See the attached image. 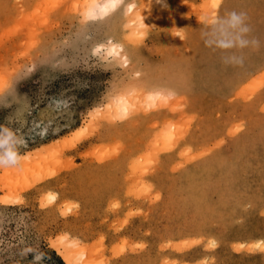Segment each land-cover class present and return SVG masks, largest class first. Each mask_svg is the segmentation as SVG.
<instances>
[{"label": "rangeland", "instance_id": "obj_1", "mask_svg": "<svg viewBox=\"0 0 264 264\" xmlns=\"http://www.w3.org/2000/svg\"><path fill=\"white\" fill-rule=\"evenodd\" d=\"M91 1L0 0V264H264V0Z\"/></svg>", "mask_w": 264, "mask_h": 264}, {"label": "bare ground", "instance_id": "obj_2", "mask_svg": "<svg viewBox=\"0 0 264 264\" xmlns=\"http://www.w3.org/2000/svg\"><path fill=\"white\" fill-rule=\"evenodd\" d=\"M103 1V0H102ZM102 1H99V0H92L91 1V3H90V5H89V7H88V15H89V17L91 18V19H96V18H100L101 16L102 17H105V16H107L108 14H111V12L112 11H114L116 8H117V6H118V4H119V2H120V0H104L103 2ZM130 11H133V5H131L130 6V9H129ZM101 45V44H100ZM98 49V48H97ZM99 49L101 50V51H106V52H108V54L109 55H117V54H119L120 53V51L122 50V47L121 46H116V45H113V46H111V47H106V46H99ZM98 49V50H99ZM262 76H264V73H263V75ZM259 86H261V85H259ZM258 85L257 86H255L256 88H258L259 87ZM253 91V90H252ZM252 93V92H251ZM150 94V96L148 97V98H150V100H151V103H152V99H154V100H158V102H159V99H157V97L158 98H160V100L162 99L161 97H162V95H154V92L153 93H149ZM152 94V95H151ZM148 96V95H147ZM134 98V97H133ZM136 99V98H135ZM114 102V101H113ZM110 103L109 105H108V107H107V110H108V115L106 116L108 119L107 120H110V119H114V118H118V116L119 115H127V114H130L131 113V111L135 108V105H136V102H135V100L134 99H131V97H128V96H125V95H120L116 100H115V102L114 103ZM147 102V101H146ZM149 103V102H148ZM150 104V103H149ZM161 104V103H160ZM134 111V110H133ZM133 113V112H132ZM116 115H118V116H116ZM114 118H113V117ZM82 133V132H81ZM47 152V151H46ZM45 154V155H44ZM44 154H42V156H41V154L39 155L38 154V162L36 161V163H34V165H33V167L35 168V167H40V165H41V163H43L44 164V162H42V161H44L43 159L45 158V156L47 155V153H44ZM49 154V153H48ZM32 156V155H31ZM50 157H51V155H49ZM46 157H48V156H46ZM30 158H32V157H30ZM17 159H19V158H17ZM36 158H34L33 160H35ZM46 159V158H45ZM51 159V158H50ZM191 159H193V158H191ZM23 160V159H22ZM32 160V162L31 163H33L34 161ZM12 162V161H11ZM24 162H25V160H24ZM50 161H48V163H49ZM29 164V162H25L24 163V165H28ZM36 164V165H35ZM4 166V165H3ZM9 166V165H8ZM7 166V167H8ZM18 167V166H17ZM16 167V168H17ZM20 167V166H19ZM37 167V168H38ZM13 168H15V167H13ZM31 168H32V165H31ZM36 168V171L37 170H39V169H37ZM41 168L43 169V166H41ZM48 168H49V166H48ZM48 168H46V170L44 169V171L47 173L48 172ZM49 169H51V170H49V172L50 171H52V168H49ZM12 170V169H11ZM56 170H57V168H56ZM36 171H34V172H36ZM39 172H40V170H39ZM43 172V171H42ZM44 172V173H45ZM55 171H53L52 173H54ZM51 173V174H52ZM51 174L49 173L48 175H50L51 176ZM33 175V174H32ZM37 175H38V173H37ZM48 175H46L45 174V176H48ZM12 178V177H11ZM38 179V177L36 176L35 177V179ZM42 178V177H41ZM40 178V179H41ZM45 178V177H44ZM32 179V178H31ZM40 179H38V180H40ZM33 182H34V179L32 180ZM36 181V180H35ZM29 182H31V180L29 181ZM32 182V183H33ZM8 184V183H7ZM10 185V184H9ZM26 185V184H25ZM24 185V186H25ZM26 188H27V185L25 186ZM24 187V188H25ZM29 188V187H28ZM11 193V192H10ZM10 193H8V194H10ZM6 194V193H5ZM7 194V195H8ZM10 197V196H9ZM49 198H50V200L52 201V200H54L56 197L54 196V194L52 195V194H49V196H48V198H47V202H48V200H49ZM3 203H4V200L5 199H0ZM6 202V201H5ZM7 204V203H6ZM63 240L65 241L66 239H64L63 238ZM62 241V242H60V243H63L62 245H56V249H57V252H58V254H59V256H61L62 257V259L64 260V262L65 263H67V264H89L88 262H86V254H85V252H82V251H79V252H76L75 250H71L69 247H68V245L70 246V242L68 243V245H67V242H68V240L67 241ZM64 243H66V245L64 244ZM261 244L262 243H260V241L259 242H255V243H252V245H251V248L252 247H259V245L261 246ZM54 247H55V245H54Z\"/></svg>", "mask_w": 264, "mask_h": 264}]
</instances>
